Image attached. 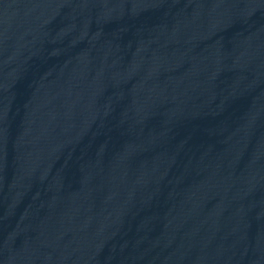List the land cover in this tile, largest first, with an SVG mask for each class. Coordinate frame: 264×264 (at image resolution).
Wrapping results in <instances>:
<instances>
[{
  "label": "water",
  "instance_id": "95a60500",
  "mask_svg": "<svg viewBox=\"0 0 264 264\" xmlns=\"http://www.w3.org/2000/svg\"><path fill=\"white\" fill-rule=\"evenodd\" d=\"M0 264H264V0H0Z\"/></svg>",
  "mask_w": 264,
  "mask_h": 264
}]
</instances>
